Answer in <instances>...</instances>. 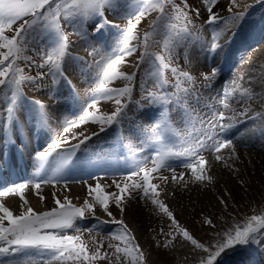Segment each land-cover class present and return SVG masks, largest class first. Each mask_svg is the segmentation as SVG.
<instances>
[{
  "label": "snow or ice",
  "instance_id": "6c2138e0",
  "mask_svg": "<svg viewBox=\"0 0 264 264\" xmlns=\"http://www.w3.org/2000/svg\"><path fill=\"white\" fill-rule=\"evenodd\" d=\"M255 6H259L260 15L252 23L264 25V0H253L244 11H234L238 5L230 0L223 14L219 0H0V139L6 135L21 157L32 158L39 177L0 187V197L15 195L21 201L19 214L0 202V264H148L136 237L111 210L114 206L122 215L129 201L137 198L150 201L155 213L167 218L168 230H160L163 240L153 237L154 247L170 251L177 250V245L187 247L195 264H225L238 248L264 244V210L237 219L224 211L230 205L221 198L224 210L219 217L201 213L200 226L206 229V238L201 239L160 198L161 184H182L187 189L191 184L207 187L213 183L209 174L212 165L204 153H214L216 162L226 163L224 150L237 155L234 140L227 137L247 122L264 121V104L253 111L251 104L237 110L232 103L254 101L257 96L264 100V65L259 69V93L254 86L225 83L211 102L199 94L196 76L173 65L178 48L184 49L188 63L193 48L206 55L219 53L224 48L223 37L229 32L235 35L234 29L243 26ZM109 13L119 14L125 23L109 19ZM149 17L153 18L148 30L141 35L138 26ZM111 29L117 34L109 43ZM72 35L83 42L90 59L71 51ZM155 46L161 51H155ZM134 56L135 70L128 73L123 68ZM166 70L174 80L167 77ZM141 72L140 99H134ZM220 72L219 67H213L200 73L203 87L212 88ZM73 76L86 85L82 92ZM116 81L127 83L113 87ZM26 87L47 93L52 105L28 96ZM102 101L111 102L113 110L102 111ZM192 102L206 111L192 107ZM131 105L146 109L142 115L151 121L137 124L141 146L123 134L125 122L136 119L129 114ZM53 106L62 110V119L55 118V129ZM153 106L160 109L155 117L150 114ZM170 108L181 113L183 130L170 120ZM90 125L96 130L90 131ZM29 126L48 136L41 150L28 151L30 140L17 142L21 128ZM114 127L116 133L108 150L91 144L93 138ZM145 150L149 155H143ZM176 162L190 172L188 179L184 172L177 175ZM11 167L0 153V178ZM93 169L126 172L111 177L110 183H101L107 172L93 176ZM161 170L171 176L162 175ZM72 172L86 173L95 181H73L87 186L81 204L73 203L67 194L60 198L54 192L55 206L50 209L37 211L30 206L27 189H34L43 202L42 185L55 186L63 180L67 189L65 177ZM157 180L160 183L154 182ZM5 183L0 179V184ZM97 208L110 221L98 220L83 230L78 227L89 215L95 218ZM108 223L118 228L99 240L91 236L92 245L85 240L84 232L101 235Z\"/></svg>",
  "mask_w": 264,
  "mask_h": 264
},
{
  "label": "bare ground",
  "instance_id": "6f19581e",
  "mask_svg": "<svg viewBox=\"0 0 264 264\" xmlns=\"http://www.w3.org/2000/svg\"><path fill=\"white\" fill-rule=\"evenodd\" d=\"M225 10L226 6L220 5L219 11L222 14L225 13ZM242 28L243 26L238 30L234 29V31L241 33L243 31ZM256 28L257 29H254V32L251 33L252 36H245L244 38H242V40L244 41V44L240 46L242 59L231 69L232 72L227 71L226 73L224 71L221 74L218 81L219 85L214 91L215 97L221 90L223 84L233 82L235 84H240L245 88L254 86L255 91L257 93L260 92L258 79L260 76L259 69L262 65H264V62H261L258 59V56L264 55V25L258 24ZM109 34H111V31H109ZM226 43L227 41L224 42V44ZM77 46L83 48L82 46H84V44L83 42H80L79 44H77ZM71 51L73 53L75 52L74 47L71 48ZM197 62H199L200 66H211L212 64H214L215 58L209 54H205L204 58L200 56L199 61ZM260 100L262 99H260L259 96H257L254 101L244 100L242 102L244 103V105L242 106L247 107L249 104H251L253 111H259ZM262 102L264 104V100H262ZM110 103L111 102L103 101L101 102V105L105 106L109 105ZM232 103L233 107L236 108L237 105H241V100L239 102L233 101ZM51 109L53 110L52 113L54 118L58 116L62 117L61 109H58L54 106ZM0 119H2V116H0ZM56 124L52 125L53 129H55ZM89 129L90 131H93L92 125L89 126ZM35 131L38 132L36 139L39 145L38 150H41L46 146V142H48L47 139L49 138L47 135H42L39 129H35ZM35 131L31 126L26 129L21 128L19 132L20 140H23L26 143L30 140L32 146L35 143L33 141ZM237 133H240L241 135H237ZM227 138L234 140L237 155L233 156L230 153V150H224L222 154L226 158V163L216 162L214 153H204L209 159L210 164L212 165L209 174L214 177L213 183H211L207 187H205L204 184H191L187 189H185L184 187H182L181 189H177V191L176 189H171V192L172 194L174 193L175 197L173 200V204L179 205L177 209L179 210L178 214L181 215V217H184L188 213L193 214L194 212H196L195 209H197L200 204L203 206V202H205L204 211H206L207 214L215 213L219 217L222 214V210H224V205L220 203V200L221 198L225 199V195H228V193L229 196L235 198L236 204L234 207H232V203H230L229 198L228 204L230 205V207L224 211H227L230 216H235L237 219H243L247 213H253L257 209L259 210V212L261 210H264V121L257 120L247 122L239 126ZM6 140L7 136L2 138V141ZM0 151H2V146H0ZM30 169L31 164L28 162L27 166L21 170L22 179L27 180L28 175L31 171ZM105 172H107V176H112L119 173L110 169H93L92 175H104ZM188 176H190V174ZM65 179L68 181L67 189L64 188V181L61 180L62 183L59 182L58 185H52V187L46 190H42L41 195L45 197V200L41 202L39 199V202L36 204V206L42 208L47 206L51 208L55 206L52 195L54 192L60 198H62L63 195L67 194L73 200V203H76L86 196L87 186L82 183H74L73 181L87 179L89 180V183L95 182L91 180L86 173H78L75 175H70L69 177L66 176ZM105 181L110 183V177ZM241 188H244L246 190L243 191L241 190ZM245 192H247V194ZM77 197H79V199H77ZM4 203L11 210H13L14 214L20 213V205H18V203L14 200L10 203ZM128 204L126 206L127 210L125 211H128L129 215L124 216L123 220L125 224H127L132 235L136 237L137 242L140 238H142V234H146L145 231L147 232V230L145 228L147 224H150L152 219L158 217L159 215L155 213L154 206L151 205L150 201L139 200L137 198L135 200L129 201ZM180 204H182V207L180 206ZM213 204H216L215 208L212 207ZM30 206L33 207L32 204H30ZM96 211L97 212L95 218L89 215L88 218L82 223L78 222V225H80V228L82 230L90 228L92 225L96 224L98 220H104V218L101 217V212L103 211ZM110 219L111 218L109 217L108 220L104 221H110ZM130 223L133 224V226ZM117 228V225L108 223L105 225L104 231L103 233H101V235H97L96 232H92L91 234H89L88 232H84V234L85 237L95 234L101 239V236H107L110 231H115ZM203 230L204 231L198 232L200 235H194L201 239L206 238V229ZM182 249L178 247L177 252L181 251ZM174 252L176 251H170L166 249L164 252H162V257H167ZM157 255L158 258L161 257V254ZM258 258H260V260H258ZM148 260L149 259H147V261ZM148 264H150L149 261ZM186 264H195V262L191 258ZM225 264H264V244L258 246L254 245L248 248H238L234 253H231L226 258Z\"/></svg>",
  "mask_w": 264,
  "mask_h": 264
},
{
  "label": "rangeland",
  "instance_id": "374dc122",
  "mask_svg": "<svg viewBox=\"0 0 264 264\" xmlns=\"http://www.w3.org/2000/svg\"><path fill=\"white\" fill-rule=\"evenodd\" d=\"M177 2L179 3L180 0H177ZM191 2L192 3H199V0H191ZM219 3H220V5L226 6V9H227V7L230 4V0H219ZM236 4L238 5V7H234V9H233L234 11H237V10L238 11H244L246 5L253 4V0H236ZM154 15L155 14H153V17H154ZM259 15H260L259 6H255L253 12L249 16V19L246 20L245 23L243 24V28H242L243 31L241 33L235 32V35H233L232 32H229L227 35H225L223 37L224 38L223 40H225V41H228L229 37H231V42L226 43V44H229V46L227 49H225V51H224L225 56L221 62L219 61V59L216 58L214 64H212L211 66H200L199 62H197V61H199L200 56H202L204 58L205 54L199 52L198 49L193 48L191 50L190 57H189L190 63H188L185 61V58H184V49L183 48L177 49V56L174 57V59H173V65L174 66L179 65L182 70L189 71L191 74H193L194 76L197 77L196 88L198 89L199 94L205 100H208L209 102H211L212 98L215 97L214 91L217 89V87L219 85L218 81H219L221 74L224 71L226 73H227V71L232 72L231 69L235 65H237V63L242 59V55L240 52L241 51L240 46H242L244 44V41L242 40V38H244L245 36H252L251 33L254 32V29H257L256 27L258 26L257 23H252V21L255 19H258ZM153 17H149L148 19L142 21L141 24L138 26V32L141 33V35L144 31L148 30L149 21ZM108 18L111 20H114L116 23L121 24V25H123L125 23L121 19L119 14L112 15L111 13H109ZM205 18H206V16H205ZM201 22L202 21H197V23H201ZM114 30H116V29H114ZM66 31L71 32L72 29L66 28ZM89 31H91L90 25H89ZM157 39H160V38L157 37ZM71 40L74 41L73 46H72L75 49L74 54L76 53L80 56H84V57L90 59V57H87V52L85 51V47L82 46L83 48H80V46H77V44H79L81 41H79L75 35L71 36ZM225 41H223V42H225ZM154 50L155 51H161V48L159 46H155ZM137 55H138V53H137ZM209 55H211L212 57H215L214 55L217 56V53L216 54H209ZM218 56L220 57L221 54L218 53ZM258 59L261 62H264V55L258 56ZM128 61H129L128 65L124 66L123 70L128 72V73H131L132 71L135 70V68H134L135 56L128 58ZM213 67H219L221 69L220 75H219L218 79L214 82V86L212 88L203 87L204 82H203L202 78L200 77V73L210 72L211 68H213ZM165 74L167 75V77L170 80H174V77H173L170 70H166ZM141 75H142V72L138 73L137 78H136V87L134 88V92H133L134 99H140L141 93H140L139 83H140ZM72 78H73L74 82L76 83L77 88L82 92L83 89L86 87V85L83 84L75 76H73ZM125 83H127V82L126 81H116V82H113L112 86L113 87H122ZM25 89H26L25 92L28 96H30V97L35 96L36 98L45 100L49 105H52V101L48 99L47 93H35L32 91L31 87H26ZM86 99L87 98H85V100ZM243 101L244 100H241V105H237L236 109L240 110L243 107L242 106V105H244V103H242ZM262 104H263V102H262V100H260L259 101V107ZM100 106H101L102 111H110V110H113V108H114V105H112V103H110L109 105H105V106L100 105ZM191 106L194 108H198L199 111H201V112L206 111L205 109L201 108L199 105H196L194 102H192ZM145 110L146 109H137L134 105H131L130 109H129V114L131 116H134L136 119L131 121V122H125V124L123 126V134H124L125 138L126 139L130 138L132 143L136 146H141L140 145V139L141 138L136 133L137 124L143 122V124L148 125L151 123V121L147 120L145 118V116L142 115V112ZM159 111H160V109L158 107L153 106L152 109L150 110V114L153 117H155ZM169 118L173 122V124L176 128L181 129V130L184 129V125L182 123L181 113L179 111L170 108ZM92 128H93V131L96 130L95 126H92ZM115 133H116V129L114 127L113 129L107 131L106 133H101L98 138H95V140H93L91 142V144L95 145L97 147L103 146L105 150H108L109 147L111 146V144L113 143ZM98 141H99V145L97 144ZM143 155H149V151L145 150ZM148 166H151L150 162H149ZM173 167L175 168L177 175H179L180 172H184L185 173V179H188V177H189L188 175L190 174V172L188 170L184 169L180 165L179 162L174 163ZM161 174L165 175V176H169V177L171 176V173L169 171H166V170H161ZM99 176H101V175H99ZM109 177L111 178L113 176H105V179L103 181H105ZM118 177L119 176H117V178ZM103 181H101V183H104ZM154 182L160 183V181H158V180L154 181ZM182 187H183L182 184L178 185L176 183H172L171 185L161 184V188L163 189V191H162L160 198L163 199L165 201V203H167L169 205L170 210H172L174 212L177 219L183 225L188 227L192 231L193 234L200 235L198 232L204 231L201 229V226H200V217H201V213H206V211H204V203L205 202L202 203L203 206L200 204L198 206V208L195 209L196 212H194L193 214L188 213L184 217H181V215L178 214L179 210L177 209L179 205L173 204V200L175 197H174V194H172L171 189H174V190L176 189V191H177V189H181ZM112 190H114V189H112ZM241 190L245 191L246 189L241 188ZM245 193L247 194V192H245ZM229 198H230V203H232V207H234L236 205L235 204V198H232V196H229V193H228V195H225L224 200L228 202ZM83 199L76 202V204H78V205L81 204L83 202ZM217 204H219V203H217ZM180 206L182 207V204H180ZM212 207L215 208L216 204H213ZM97 210H99V212H101L99 208H97ZM111 210L113 211V213L117 219H123L124 216L129 215L128 211H125L121 215L118 212V210L115 209L114 206H112ZM254 212L256 214H258L259 210L257 209ZM254 212L253 213H247L245 216L252 215V214H254ZM101 213H102L101 217L104 218V220L109 219V217L106 214H104L103 212H101ZM167 224H168L167 218L164 217L163 215H159L158 217L153 218L151 223L147 224V226L145 228L147 230V232L145 231L146 234H142V238H140L137 241V243H139V245L141 246L142 250L144 251V253L147 257V259H149L148 261L150 262V264H186L192 258V256L189 253V249L187 247L182 249L181 250L182 252L181 251L177 252V250H175L177 253L174 252L167 257L166 256L162 257V252H164L166 249H157L154 247L153 237H155L156 239L163 240L164 237L162 235H160L159 233H160L161 229H163L165 232L168 230ZM131 225L133 226V224H131ZM78 227H80V225H78ZM91 236H96V235L92 234L90 236L88 235L85 237V234H84L85 240L90 245H92V243H93V241L91 240ZM96 239L99 240L100 238L96 236ZM178 247L179 246H177V249H178ZM157 254H161V257L158 258ZM185 257H188L187 261L185 260ZM258 260H260V258H258ZM97 264H108V261H98Z\"/></svg>",
  "mask_w": 264,
  "mask_h": 264
}]
</instances>
